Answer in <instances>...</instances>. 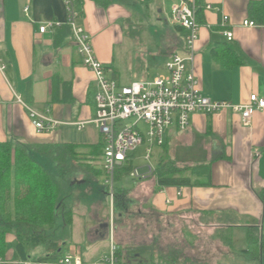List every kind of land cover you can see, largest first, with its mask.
<instances>
[{
    "label": "crops",
    "instance_id": "0c3cea01",
    "mask_svg": "<svg viewBox=\"0 0 264 264\" xmlns=\"http://www.w3.org/2000/svg\"><path fill=\"white\" fill-rule=\"evenodd\" d=\"M137 1L110 0L103 7L94 0H82L79 23L91 37L96 58L111 69L109 75L120 83L122 79L113 66L114 48L121 42L124 27L133 17L131 8ZM252 1L255 0H204V7L209 4L211 8H204L202 13L194 46L193 72L200 91L211 99L239 104L247 102L252 93L264 99V25L244 24V21H252L249 14ZM158 4L161 5L159 1ZM144 8L149 11L148 4ZM159 8L158 13H161ZM223 15L228 17L225 24L221 23ZM66 19L63 0H0V56L4 64V69L0 70V142L20 143L39 162L52 168L58 167V163L37 151L34 145L71 144L77 147L80 157L92 159L95 153L91 147L97 146L102 138L92 121L95 116L94 74L82 64ZM47 22L60 24L40 32L39 27ZM169 29L178 38L168 51L169 56L183 53L187 31ZM223 30L232 33L230 40L223 35ZM220 44L231 45L242 57V63L226 67L214 59L213 47ZM146 69L143 66L126 76L124 83L149 79ZM28 108L37 112L48 109L58 126L51 132L38 133L29 118ZM75 123H83V126ZM163 144L162 148L154 146V160L164 152L178 167L209 164V184L160 187L146 171L141 174L143 177L134 178L133 188H118L128 205L132 196L159 215L192 219L216 236L219 244L215 247L225 250L229 239L226 235L217 236L221 230L260 227L264 209L258 196L264 188V108L256 110L247 125L230 109L212 114L193 113L185 129H179L176 123L166 129ZM87 169L94 170L89 171L94 174L99 172L90 164ZM74 178L72 185L82 183L84 176ZM103 185L105 191L100 194L108 197L107 186ZM76 191L72 209L58 197L55 216L60 214L63 219L62 226L58 224L59 233L56 230L51 236L44 233L58 247L55 251H50L47 248L50 245L46 244H25L17 240L13 232H8L0 252V264H60L59 260L68 255L72 260L78 258L79 264H104L111 232L114 238V227L108 219L110 212L107 216L100 214V196L96 199L88 196L90 188L79 186ZM117 198L119 202L120 196ZM110 205L113 207L111 202ZM62 211L70 213L68 223ZM56 223L54 218V225ZM114 242L116 264H139L136 260L124 259L121 245L115 239ZM47 255L54 257L41 259ZM217 263L225 264L220 260L214 264Z\"/></svg>",
    "mask_w": 264,
    "mask_h": 264
},
{
    "label": "rangeland",
    "instance_id": "374dc122",
    "mask_svg": "<svg viewBox=\"0 0 264 264\" xmlns=\"http://www.w3.org/2000/svg\"><path fill=\"white\" fill-rule=\"evenodd\" d=\"M172 1L139 0L134 8H131L133 17L124 27L121 42L114 48L113 66L122 79L121 83L126 84L124 78L132 75L136 70H141L143 66L147 68V78L150 79L165 73L164 65L169 58L168 51L178 40L177 36L173 35V31L169 29L173 27L171 9L174 2ZM147 4L148 12L144 8ZM158 6L162 9L161 13H158ZM164 49L167 52L159 53ZM143 59L145 60L142 63ZM139 126L146 138L147 126L144 123H140ZM154 146L156 145L149 146L147 140L138 145L133 152L132 171L137 170L139 174H142L148 170V166H155L156 161L152 157ZM149 147L152 152L150 158H146ZM79 155L72 157L67 155V158L65 156L62 158L61 153L58 154L57 157L60 159L56 158L59 162H57L58 167L55 168L45 162L41 163L58 181L59 200L67 205L68 209H72V203L77 197L76 188L79 186L91 189L88 196H95V199L98 195L100 196V214L107 216L110 212L108 219L113 224L114 239L121 245L120 250L124 259L131 258L144 264L153 262H157L156 264H173V262L214 264L216 260L225 264H264V259H255L246 252L245 248L248 245V228L246 227H227L225 231L218 232L217 236L226 235L229 239L225 250L223 247L222 249L215 247V244H219L216 236L208 233L206 228L198 226L192 219L187 220L179 215H159L147 205L140 203L136 197L130 196L129 200L132 202L127 204L128 209L120 213L118 209L116 210V189H113V207L110 205V199L100 194L103 190L105 191L103 184L106 178L102 169L101 155H97L95 159H84ZM88 164L91 168L98 169L99 172L95 174L89 172L94 170H88ZM80 174L84 176L83 182L72 185L75 180L73 177ZM134 178L129 173H123L119 179L114 180V187L133 188ZM55 220L58 223L53 229L45 230V235L51 236L55 230L59 233L58 228L63 224L62 216L57 214ZM47 248L50 251L57 249L54 245Z\"/></svg>",
    "mask_w": 264,
    "mask_h": 264
},
{
    "label": "built area",
    "instance_id": "2783aa9c",
    "mask_svg": "<svg viewBox=\"0 0 264 264\" xmlns=\"http://www.w3.org/2000/svg\"><path fill=\"white\" fill-rule=\"evenodd\" d=\"M67 12L66 23L70 26L72 39L82 64L91 70L95 79V116L92 119L102 138L103 158L102 168L106 174L104 184L110 202L114 196V173L122 167L130 154L144 140L149 146H160L165 141L166 129L176 123L179 129H185L191 114L201 112L212 114L224 109L238 113L242 124L247 125L256 110L264 108V99L255 93L250 94L245 103L231 104L205 96L198 87V81L193 72L194 46L198 38L201 23L196 20L194 2L179 1L172 5V25L180 26L187 31L184 37V52L172 53L164 65L165 73L145 80H133L121 84L110 76L111 69L98 60L94 54L91 37L78 22L80 12L74 5V0H63ZM205 9H210L209 4ZM28 7L24 8L26 12ZM228 17L223 15L221 23L225 24ZM60 22H47L39 27L44 32L47 27L59 25ZM245 25L255 26L253 21H244ZM227 39L232 33L222 31ZM4 64L0 56V70ZM29 118L38 133H48L58 126V121L49 115V110L37 112L28 108ZM147 126L146 138L139 124ZM82 127L83 123L77 124ZM146 158H150L151 150L147 148ZM147 173L151 166L147 167ZM132 177H143L137 170L131 171ZM108 255L103 259L104 264L117 263V246L113 234L110 233ZM60 264L78 263V258L72 260L68 255L59 260ZM31 264V263H25Z\"/></svg>",
    "mask_w": 264,
    "mask_h": 264
},
{
    "label": "trees",
    "instance_id": "16d2710c",
    "mask_svg": "<svg viewBox=\"0 0 264 264\" xmlns=\"http://www.w3.org/2000/svg\"><path fill=\"white\" fill-rule=\"evenodd\" d=\"M94 1L103 7L110 3V0ZM121 1L125 2V0ZM194 4L196 6V20L201 23L204 0H194ZM74 5L81 15L82 0H74ZM249 14L255 24L264 25V0L250 2ZM173 29L180 31L183 28L173 26ZM213 51L214 59L220 60L226 67L241 64L243 61L231 45H216L213 47ZM34 147L37 151L46 153L49 159L54 160L56 164L59 162L56 158H59L57 156L60 153L62 158L63 156L67 158V155L72 157L80 154L76 150L77 147L65 143L39 147L34 145ZM160 147H164V144ZM91 148L95 153L92 159H95L97 155H102V142ZM132 157L133 153L130 154L129 160L122 167L115 170L114 180L119 179L123 173L130 174L132 171ZM155 161V166H151L148 176L153 177L160 187L209 184V164L178 167L171 159L165 157L164 152H161V155ZM114 189H116V209H128L126 199L119 195L121 191L118 188ZM59 192L58 181L45 165L30 154L25 146L20 143L0 142V252L5 244V234L8 232H13L16 239L25 244L55 245L54 242L46 238L44 231L54 227L55 207L59 202ZM117 196H120L119 202ZM258 196L264 205V188L259 191ZM62 215L64 221L68 223L70 213L62 211ZM247 240L246 252L255 259H264V209L259 229L250 226L247 232ZM119 251L118 249V255H120ZM53 257L47 255L41 259L52 260ZM129 260L132 259L129 258Z\"/></svg>",
    "mask_w": 264,
    "mask_h": 264
},
{
    "label": "water",
    "instance_id": "95a60500",
    "mask_svg": "<svg viewBox=\"0 0 264 264\" xmlns=\"http://www.w3.org/2000/svg\"><path fill=\"white\" fill-rule=\"evenodd\" d=\"M57 211V208L55 209V212ZM105 226H107V224H105Z\"/></svg>",
    "mask_w": 264,
    "mask_h": 264
},
{
    "label": "flooded vegetation",
    "instance_id": "af4514ba",
    "mask_svg": "<svg viewBox=\"0 0 264 264\" xmlns=\"http://www.w3.org/2000/svg\"><path fill=\"white\" fill-rule=\"evenodd\" d=\"M103 225V224H102Z\"/></svg>",
    "mask_w": 264,
    "mask_h": 264
}]
</instances>
